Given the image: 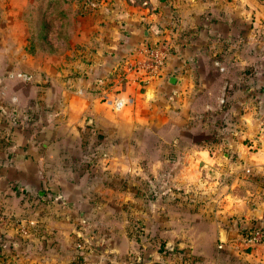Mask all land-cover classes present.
I'll return each instance as SVG.
<instances>
[{"label": "crops", "instance_id": "obj_1", "mask_svg": "<svg viewBox=\"0 0 264 264\" xmlns=\"http://www.w3.org/2000/svg\"><path fill=\"white\" fill-rule=\"evenodd\" d=\"M30 6L53 59L0 64V264H264L241 241L264 231V0ZM160 40V74L121 81Z\"/></svg>", "mask_w": 264, "mask_h": 264}, {"label": "rangeland", "instance_id": "obj_2", "mask_svg": "<svg viewBox=\"0 0 264 264\" xmlns=\"http://www.w3.org/2000/svg\"><path fill=\"white\" fill-rule=\"evenodd\" d=\"M36 0H0V64L9 62L17 66L15 75L20 77L31 76L38 67H43L48 61L53 59L52 55L43 53L42 43L38 40L37 30L33 25V5ZM54 29H51L49 41L53 44ZM59 48L67 46L66 43L57 42ZM36 73V72H35ZM38 73H36V76ZM136 239L146 240L149 234L141 231H133L130 233Z\"/></svg>", "mask_w": 264, "mask_h": 264}, {"label": "built area", "instance_id": "obj_3", "mask_svg": "<svg viewBox=\"0 0 264 264\" xmlns=\"http://www.w3.org/2000/svg\"><path fill=\"white\" fill-rule=\"evenodd\" d=\"M174 48V42L172 40H160L150 44H144L139 46L135 50V54L127 61L118 71V76L121 81L129 74H136L141 85L148 84L154 77L158 76L165 67L172 49ZM25 76V75H24ZM29 78V77H28ZM101 85H106L108 82L99 81ZM103 100L114 111H120L124 105V99L117 93H104ZM11 215L1 204L0 196V225L6 221H11ZM21 224L22 222L19 221ZM34 224V220L31 221ZM24 224L20 227V232L25 233L26 227ZM264 240V234L261 229H254L247 234H242L241 241L245 244L252 245L258 244ZM78 248H81V244H76Z\"/></svg>", "mask_w": 264, "mask_h": 264}, {"label": "trees", "instance_id": "obj_4", "mask_svg": "<svg viewBox=\"0 0 264 264\" xmlns=\"http://www.w3.org/2000/svg\"><path fill=\"white\" fill-rule=\"evenodd\" d=\"M35 10V9H33ZM34 15V14H33ZM33 25L35 26V30H37L36 34L37 35V39L41 41L42 43V48H44V44H45V40H44V36H45V28L42 26V24L40 23V18L39 16H34V19H33ZM41 48V49H42ZM255 229H258V228H255ZM260 229V228H259ZM254 229H251V230H247V231H243L242 234H247L249 231H252ZM261 231L263 232L264 234V231L261 229ZM83 259V255L80 251H78L75 255V264H79Z\"/></svg>", "mask_w": 264, "mask_h": 264}]
</instances>
